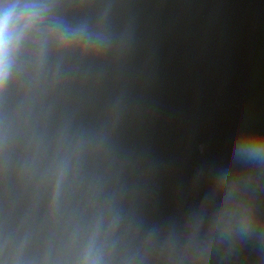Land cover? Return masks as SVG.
I'll return each mask as SVG.
<instances>
[{
    "label": "water",
    "instance_id": "95a60500",
    "mask_svg": "<svg viewBox=\"0 0 264 264\" xmlns=\"http://www.w3.org/2000/svg\"><path fill=\"white\" fill-rule=\"evenodd\" d=\"M12 8L0 264L264 195V0Z\"/></svg>",
    "mask_w": 264,
    "mask_h": 264
},
{
    "label": "clouds",
    "instance_id": "9594fccd",
    "mask_svg": "<svg viewBox=\"0 0 264 264\" xmlns=\"http://www.w3.org/2000/svg\"><path fill=\"white\" fill-rule=\"evenodd\" d=\"M15 9H7L3 16H0V84L4 81V61L6 56V45L7 41L11 35L10 29L15 23L18 26H22L23 29L30 28L34 23H36V16L31 13L30 10L25 9L24 12L28 13L26 18L21 16L14 21L13 13ZM243 149L247 150L250 145L244 144L241 146ZM256 151L264 150V139H262L258 145L255 146Z\"/></svg>",
    "mask_w": 264,
    "mask_h": 264
}]
</instances>
